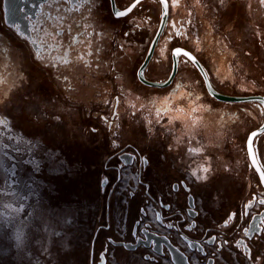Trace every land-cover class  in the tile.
<instances>
[{
	"label": "rangeland",
	"instance_id": "374dc122",
	"mask_svg": "<svg viewBox=\"0 0 264 264\" xmlns=\"http://www.w3.org/2000/svg\"><path fill=\"white\" fill-rule=\"evenodd\" d=\"M150 1L149 34L141 51L139 46L135 67L158 24L160 3ZM169 7L173 27L179 15L183 22L190 19L187 32L194 49L222 89L264 92L261 0H169ZM0 34L17 41L8 29L0 28ZM169 50L164 39L157 52L167 56ZM12 60L0 63V121H5L0 123V264H91L97 228L102 232L110 222L121 230L130 194H139L134 166L119 172L105 168L115 162H108V155L127 142L158 157L160 176L178 172L201 190H213V208L236 195L230 172L235 157L226 144L237 135L244 146L249 124L261 120L252 102L215 101L195 88L181 91L179 84L144 85L125 92L120 115L127 123L108 127L94 116L106 111L109 95L92 93L84 104L73 100L77 93H51L37 85L38 75L26 81ZM26 64L31 67L30 61ZM182 66L189 64L182 60ZM164 189L172 193L170 185ZM109 258L108 264H123Z\"/></svg>",
	"mask_w": 264,
	"mask_h": 264
},
{
	"label": "flooded vegetation",
	"instance_id": "af4514ba",
	"mask_svg": "<svg viewBox=\"0 0 264 264\" xmlns=\"http://www.w3.org/2000/svg\"><path fill=\"white\" fill-rule=\"evenodd\" d=\"M115 1L123 8L132 0ZM75 5H80L79 10ZM75 5L60 0H0V28L8 29L17 40L0 34V63H12L14 56L26 81L38 75L41 83L37 85L44 86V90L62 92L63 97L77 93L78 99L73 100L84 104L92 93H105L109 95V106L106 111H96L94 118L108 127L127 123L121 121L120 107L128 97L125 92L145 85L136 74L141 61L136 67L135 63L140 56L139 46L141 51L149 34L154 5L143 0L122 17L114 15L110 0H75ZM66 8L73 11L66 12ZM57 9L63 21L52 19L58 15ZM28 61L32 68L26 66ZM157 62L161 71L163 60ZM33 69L37 74L32 73ZM144 74L153 79L149 64ZM252 103L263 117L261 106ZM245 140L242 146V139L235 135L233 143L226 144L235 157L236 165L230 172L237 190L217 209L213 208V190H201L199 185L189 183L177 172L181 166L175 169L177 173L160 176L158 157L149 156L148 150L143 153L132 142L111 152L108 162H115L106 163L105 168L119 172L122 167L134 166L143 192L140 188L139 194L131 192L121 230L110 222L102 232L101 227L97 228L91 264H108L110 256L123 264H175L171 246L184 254L189 264H264V205L259 203L264 200V186L250 165ZM254 147L264 172V132L254 140ZM123 152L132 154L131 164L122 162L119 156ZM166 185L171 186L173 194L165 191ZM245 229H249L248 235Z\"/></svg>",
	"mask_w": 264,
	"mask_h": 264
},
{
	"label": "water",
	"instance_id": "95a60500",
	"mask_svg": "<svg viewBox=\"0 0 264 264\" xmlns=\"http://www.w3.org/2000/svg\"><path fill=\"white\" fill-rule=\"evenodd\" d=\"M141 1H143V0H140V2ZM158 1L160 3V14H159L158 24H157V27H156V29H155V31H154V33H153V35L149 41V44H148L147 49L145 51L144 57L137 67L136 74H137L138 80L140 82H142L143 84L148 85V86H159V87L169 86L173 82V79L178 72L179 64H180V58L184 57L188 61H190L192 63V65L197 69L198 73L200 74V76L203 80L205 89H206L207 93L209 94V96H211L214 99H216L217 101H221V102H237V103L254 102V103L258 104L259 106H261V108L263 110L262 120L258 126L251 129L247 133L246 140H245V146H246L247 156H248V160L250 162V165L254 168V170L259 175L260 180L264 186V181H262V179H261V175L264 172H263L262 167L258 161L256 151H255V147H254V140L261 133L264 132V103H261V101H264V94H261V93L232 94V93H226V92H223V91L217 89L214 86L206 67L204 66L202 61L198 58V56L194 52L189 50L188 48L181 46V45H176L171 49V68L169 70L168 75L164 79H149L145 76L144 71L154 56V52L156 50L157 44H158V42H159V40H160V38L164 32V30L167 26L168 20H169V0H165L164 4H162L160 2V0H158ZM110 3H111L112 11L115 15V13L117 11H124L127 8L131 7V5L135 3V0L130 1V3H128L123 8L118 7L115 0H110ZM165 4L167 5V7H165ZM177 48L181 49V54L179 56L173 55L175 49H177ZM184 52H188L191 56L195 57L197 63L194 64L191 60L188 59V57L184 56L183 55ZM141 72H143V76L139 75V73H141ZM205 73H206V75H205ZM165 81H167V83H165ZM253 132H256L258 135L253 137V143L251 145L252 151H251V153H249L248 137ZM119 157L124 164H131L132 163V154L129 152H123L122 154H120ZM119 242H116V243H119ZM145 243L149 244L148 242H145ZM171 249H172V252H171L172 258H173V261L175 264H189V262H188V260L184 254H180V252H177L173 248V246H171Z\"/></svg>",
	"mask_w": 264,
	"mask_h": 264
},
{
	"label": "trees",
	"instance_id": "16d2710c",
	"mask_svg": "<svg viewBox=\"0 0 264 264\" xmlns=\"http://www.w3.org/2000/svg\"><path fill=\"white\" fill-rule=\"evenodd\" d=\"M160 14V12H159ZM172 8L169 7V20L167 23V26L157 44L156 50L154 52V56L152 58V60L149 63V67H150V72L153 73V76L155 78L158 79H164L168 73L169 70L171 68V49L176 46V45H181L184 46L186 48H188L189 50H191L192 52H194L198 58L202 61V63L204 64V66L206 67L210 78L214 84V86L226 93H232V94H246L248 92H240L239 90H236L235 92H229L227 90H224L221 88V86L218 85V83L215 81V75L211 72V69H209L208 64L203 60V58L201 56H199V54L196 52V50L194 49L193 46V42L191 40V34L189 35L187 32V25L189 23V20H187V22H183L182 21V17L180 16L178 17V23L176 25V27H173V21L172 20ZM159 20V18H158ZM181 33L180 35H178L177 33ZM166 40L169 43V53L166 56L165 54L160 55L161 53H158V47L159 45L162 43L163 40ZM164 55V56H163ZM159 59L163 60V64H162V70H159V65L158 62ZM184 59V58H183ZM188 64L189 67H179L177 74L175 75L173 82L169 85V87H173L176 84H179L177 89L184 91V90H192L193 88L196 89V93L201 92V91H206L203 80L202 82H198V76H200V74L198 73L197 69L192 65V63L190 61H188L186 58L184 59ZM154 77H152L154 79ZM201 77V76H200ZM250 93V92H249ZM252 93H261L264 94V92L262 91H256L254 90ZM207 95L209 96V94L207 93ZM213 100L217 101L216 99L213 98ZM246 103V102H245ZM237 104H241V103H237ZM259 122H253L252 124H249L250 129H253L254 127H256L257 125H259ZM247 126V123L245 124ZM249 132V131H248ZM233 142V139H232Z\"/></svg>",
	"mask_w": 264,
	"mask_h": 264
},
{
	"label": "snow or ice",
	"instance_id": "6c2138e0",
	"mask_svg": "<svg viewBox=\"0 0 264 264\" xmlns=\"http://www.w3.org/2000/svg\"><path fill=\"white\" fill-rule=\"evenodd\" d=\"M60 2H61V3H73V4L75 5V0H60ZM160 2H161L162 4H164V3H165V0H160ZM221 2H223V0H221ZM139 3H140V0H135V3L132 4L131 7L127 8V9L124 10V11H117V12L115 13V15L118 16V17L126 16V15H127L129 12H131L132 9L135 8V7L137 6V4H139ZM261 3H264V0H261ZM79 7H80V5H75L76 10H79ZM165 7H167L166 4H165ZM65 11H66V12H71V11H73V9H72V8H66ZM57 13H58V15L55 16V17H52V19L57 20V21H63L64 17H63L62 15L59 14V13H60V10H59V9H57ZM177 34L180 35L181 33L178 32ZM180 54H181V49H179V48L175 49L173 55L179 56ZM183 55L186 56V57H188V59L191 60L194 64L197 63L195 57L191 56L188 52H184ZM80 59H83V58L81 57ZM65 62H67V60H65ZM139 75H140V76H143V72L139 73ZM205 75H206V73H205ZM165 83H167V81H165ZM196 99H199V97H197ZM261 103H264V101H261ZM0 123H3V121H0ZM257 135H258V134H257L256 132H253V133H251V135L248 137L249 153H251V151H252L251 145H252V143H253V137H255V136H257ZM203 171H204V172H208V169H207V168H204ZM193 175H196V174L193 173ZM197 178L200 179V180H203V179H205L206 177H204V176H199V177H197ZM261 179H262V181H264V173H262V175H261ZM259 203L262 204V205H264V200H260ZM245 207H246V208H247V207H250V205H246ZM245 214H246V213H245ZM231 219H232V217H229V220H231ZM227 223H228V221L225 222V224H227ZM169 227H171V225H169ZM248 231H249V229H245V230H244V234H245V235H248ZM212 239L215 240V238H212ZM224 243L226 244L227 241H225ZM239 243H240V242H237L238 245H239Z\"/></svg>",
	"mask_w": 264,
	"mask_h": 264
},
{
	"label": "bare ground",
	"instance_id": "6f19581e",
	"mask_svg": "<svg viewBox=\"0 0 264 264\" xmlns=\"http://www.w3.org/2000/svg\"><path fill=\"white\" fill-rule=\"evenodd\" d=\"M1 121L5 122L3 119H1ZM14 139H15V138H14ZM15 142H16V141H15ZM7 146H8V145H7ZM5 148L9 149L10 147L8 146V147H5ZM6 156L9 157L11 160L16 161V158H15V156H14L13 154L8 153Z\"/></svg>",
	"mask_w": 264,
	"mask_h": 264
}]
</instances>
